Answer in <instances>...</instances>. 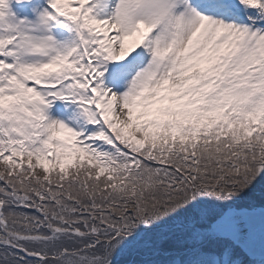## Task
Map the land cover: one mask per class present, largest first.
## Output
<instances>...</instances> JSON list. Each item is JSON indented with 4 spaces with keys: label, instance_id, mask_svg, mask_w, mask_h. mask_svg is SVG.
Instances as JSON below:
<instances>
[{
    "label": "snow or ice",
    "instance_id": "obj_1",
    "mask_svg": "<svg viewBox=\"0 0 264 264\" xmlns=\"http://www.w3.org/2000/svg\"><path fill=\"white\" fill-rule=\"evenodd\" d=\"M0 264H264V0H0Z\"/></svg>",
    "mask_w": 264,
    "mask_h": 264
}]
</instances>
